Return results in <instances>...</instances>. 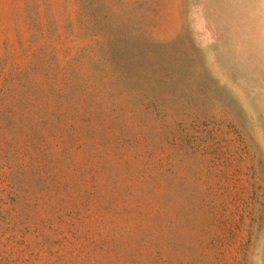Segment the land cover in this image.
Instances as JSON below:
<instances>
[{
	"label": "rangeland",
	"instance_id": "obj_1",
	"mask_svg": "<svg viewBox=\"0 0 264 264\" xmlns=\"http://www.w3.org/2000/svg\"><path fill=\"white\" fill-rule=\"evenodd\" d=\"M0 264H264V0H0Z\"/></svg>",
	"mask_w": 264,
	"mask_h": 264
}]
</instances>
